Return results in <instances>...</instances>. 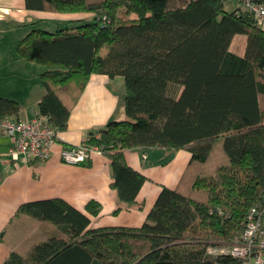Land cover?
<instances>
[{"label":"trees","instance_id":"16d2710c","mask_svg":"<svg viewBox=\"0 0 264 264\" xmlns=\"http://www.w3.org/2000/svg\"><path fill=\"white\" fill-rule=\"evenodd\" d=\"M229 1L24 0L28 10L93 14L19 39L18 55L42 66L36 117L62 131L91 74L123 78L125 119L89 131L81 144L109 158L119 203L133 204L146 180L126 163L125 149L191 155L139 227H92L61 198L21 204L19 217L53 229L1 264H243L220 250L234 245L252 207H264V29L243 6L226 10ZM240 34L242 54L231 46ZM19 111L0 97V118L18 120ZM85 209L97 215L99 204Z\"/></svg>","mask_w":264,"mask_h":264},{"label":"crops","instance_id":"0c3cea01","mask_svg":"<svg viewBox=\"0 0 264 264\" xmlns=\"http://www.w3.org/2000/svg\"><path fill=\"white\" fill-rule=\"evenodd\" d=\"M15 2L19 15L12 12L14 6L11 0L0 1V20L7 17L14 20L23 29L22 33L31 28L47 31L70 29L93 16L89 12L28 10L24 0ZM236 7H241L237 0H230L224 6L228 11ZM22 33L19 37H12L8 44L0 41V97L18 103L19 119H30L38 115L37 104L45 89L39 76L42 66L25 60L16 52L18 41L26 32ZM233 50L236 52V48ZM123 95L122 76L110 78L106 74H91L71 107L66 128L58 131L57 142L46 160L13 159L11 148L14 139L0 129V264L10 252L19 251V243L11 241L16 233H23L33 224L39 227L45 223L53 228L46 222L19 217L17 209L25 202L61 198L87 214L92 227L134 228L145 221L161 187L174 188L177 185L191 155L185 148L124 150L126 163L146 177L131 205L119 203L116 191L110 186L112 175L110 160L106 155L93 151L88 166L61 160L60 152L64 146L81 145L89 131L103 127L111 119H125ZM89 201L99 204L97 215L86 211L85 206ZM118 206L121 209L115 212Z\"/></svg>","mask_w":264,"mask_h":264},{"label":"built area","instance_id":"2783aa9c","mask_svg":"<svg viewBox=\"0 0 264 264\" xmlns=\"http://www.w3.org/2000/svg\"><path fill=\"white\" fill-rule=\"evenodd\" d=\"M241 6L251 11L259 25H263L264 5L255 0H237ZM2 132L14 139L11 148L13 159L46 160L49 158L52 146L57 142L58 130L48 124L43 117L15 119L0 118ZM99 147L64 146L60 152L61 160L65 163L84 161ZM220 252L230 253L240 257L243 264H264V207H252L249 210L245 229L230 248Z\"/></svg>","mask_w":264,"mask_h":264},{"label":"rangeland","instance_id":"374dc122","mask_svg":"<svg viewBox=\"0 0 264 264\" xmlns=\"http://www.w3.org/2000/svg\"><path fill=\"white\" fill-rule=\"evenodd\" d=\"M11 1H12V6H14L12 8L13 9L12 12L15 15H19V12L15 9L16 8L15 0H11ZM228 3L229 2H227V4ZM0 15H1V11H0ZM2 15H5V14H2ZM131 16H136V15L132 14ZM15 23L16 22L14 20L8 17L0 20V41H3L5 44H8V41H10L12 37L20 36V34L23 32V29L21 28V26H18ZM27 31L28 29H25V32ZM244 41H245V36L243 34L237 35L234 38L232 49L236 48V52L239 54H242L244 50ZM10 50L14 51L13 48H11ZM5 51H7V49ZM34 225L35 224H33V226L29 225L26 231H23V233H20V232L16 233V235H14L11 240L12 242H16L20 244V245L18 244V249H19V252L22 254H25V252L28 250L29 246L32 245V243H36L37 241L44 239L46 235L53 229L48 224H45V223L39 227H37V225L35 226Z\"/></svg>","mask_w":264,"mask_h":264}]
</instances>
